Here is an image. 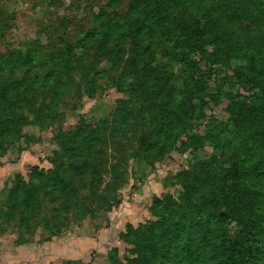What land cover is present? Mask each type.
Returning <instances> with one entry per match:
<instances>
[{
	"label": "rangeland",
	"instance_id": "rangeland-1",
	"mask_svg": "<svg viewBox=\"0 0 264 264\" xmlns=\"http://www.w3.org/2000/svg\"><path fill=\"white\" fill-rule=\"evenodd\" d=\"M226 1L229 16L204 19L179 0H0L1 76L6 85L17 78L25 82L12 100L20 122L15 148L0 146V201L17 175L31 190L32 172L38 170L42 181L68 173L70 163L54 155L60 150L61 134L86 130L107 143L94 157L100 176L81 181L68 176L64 184L69 190L39 195L29 226L20 228L16 221L0 227V264H109L107 255L113 249L123 260L132 250L119 240L126 225L138 228L158 221L155 201L177 196L186 186L177 178L181 173L205 174L216 136L230 137L236 127L256 120L249 107L238 108L244 100L249 106L263 103L264 57L252 62L246 55L235 57L232 44L241 28L264 33L263 15L239 0ZM160 10H166L167 27L177 36L204 34V55L192 57L209 89L195 121L190 122L193 111L188 102L179 103L171 119L174 145L161 157L145 160V150L164 123L183 76L166 52L171 45L140 16ZM99 15L124 27L128 39L121 45V62L106 35L94 42L85 38ZM34 51H40L37 72L26 76V69L11 70V56L31 58ZM57 70L49 81L44 79L48 71ZM155 84L163 92L161 99L152 90ZM116 119L125 127L114 128ZM91 187L97 188L95 198ZM191 189L211 191L200 184ZM25 203L31 204L30 196ZM23 242L26 245L18 248Z\"/></svg>",
	"mask_w": 264,
	"mask_h": 264
},
{
	"label": "trees",
	"instance_id": "trees-1",
	"mask_svg": "<svg viewBox=\"0 0 264 264\" xmlns=\"http://www.w3.org/2000/svg\"><path fill=\"white\" fill-rule=\"evenodd\" d=\"M179 1L204 19L212 17L224 19L231 12L226 0ZM239 1L263 15L264 25V4L261 0ZM160 11L162 13H159ZM160 11H152L140 16L157 29L159 35L171 45L172 50L167 49L166 52L171 57L172 63L180 66L183 76L181 87L175 90L174 97L167 106L164 123L154 132L153 142L145 150V160L161 157L174 145L176 129L171 119L179 103L184 99L188 102L193 111L190 122L195 121L201 117L209 89L208 81L203 77L199 65L192 57L194 53L204 55L203 45L208 43L204 34L195 31L177 36L176 32L170 31L167 27L170 19L166 10ZM95 18V27L87 32L85 38H91V42H94L100 35H106L109 41H113L112 54L120 61L121 45L128 39L124 27L113 21L106 22L102 15ZM236 35L232 44L235 57L246 55L250 62L264 57L263 32L248 26L241 28ZM182 38L184 40H181ZM39 55L40 51H34L31 58L21 59L14 54L10 58L11 70L26 69L25 75H32L37 72ZM2 67L3 65H0V146L5 145L13 149L15 148L13 141L19 136L20 122L16 118L12 100L15 99L17 92L24 89L25 82L22 78H17L6 85L1 76ZM164 67L171 69L168 65ZM56 72L58 70L52 73L48 71L44 79L49 81L50 76ZM260 77L263 79L264 89V71ZM152 90L157 99L163 97L162 90L156 84L153 85ZM58 95V91L53 95L56 105L59 103ZM261 99L263 103L257 106H249L246 100L241 101L238 109L243 111L249 107V112L256 120L250 126L236 127L230 137L216 136L213 140L215 154L211 162L205 163L203 167L205 174L190 177L186 173H181L177 178L186 186H181L182 190H179L177 196L169 195L155 201V217L158 221L140 225L138 228L131 224L126 225L125 232L119 237L132 250L123 260L117 249L111 250L107 255L109 264H264V97L262 95ZM229 100L231 101L230 98ZM257 124L261 127L256 128ZM117 127H125L124 122L116 119L114 128ZM58 145L60 150L55 152V158L70 163L68 173L51 176L42 181L38 170L32 172L29 177L30 184L33 185L31 190L28 189L24 178L17 175L12 186L2 191L0 227L11 225L16 221L19 222L20 228L29 226V214L33 212L34 203L39 195L41 193L53 195L63 192L64 189L69 190L70 187L64 184V179L68 176L75 181L100 176V171L94 168V157L99 149L107 146V143L103 142L99 135L86 130L61 134ZM197 184L211 191L205 193L200 189H191V186ZM91 188V196L95 198L97 188ZM197 192L201 194L194 199ZM28 196L31 204L25 203ZM74 198L76 199L77 195ZM78 203L76 202V208L79 207ZM108 208L116 209L110 206ZM17 245L24 246L26 243H17Z\"/></svg>",
	"mask_w": 264,
	"mask_h": 264
},
{
	"label": "crops",
	"instance_id": "crops-1",
	"mask_svg": "<svg viewBox=\"0 0 264 264\" xmlns=\"http://www.w3.org/2000/svg\"><path fill=\"white\" fill-rule=\"evenodd\" d=\"M115 211V210H114ZM111 213H109V215H110ZM123 232H125V231H123ZM122 232V233H123ZM122 233H120V234H122ZM120 236V235H119ZM119 240H120V237H119ZM121 241V240H120ZM21 247H23V246H18V248H21Z\"/></svg>",
	"mask_w": 264,
	"mask_h": 264
}]
</instances>
